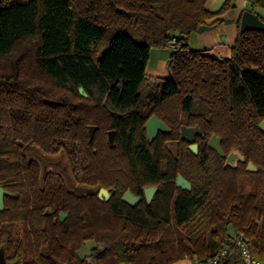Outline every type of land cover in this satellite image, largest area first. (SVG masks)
I'll return each mask as SVG.
<instances>
[{
  "label": "trees",
  "instance_id": "1",
  "mask_svg": "<svg viewBox=\"0 0 264 264\" xmlns=\"http://www.w3.org/2000/svg\"><path fill=\"white\" fill-rule=\"evenodd\" d=\"M206 1L0 0V187L14 193L0 209V247L14 264L204 260L237 230L264 260V31L239 32L238 17L229 57L190 48L229 7ZM169 44V76L148 83L150 48ZM151 115L169 130L149 141ZM182 125L198 126L204 145L215 135L224 152L238 147L244 161L224 168L227 153H171L164 140L180 141ZM126 190L141 201L123 202ZM227 264H241L235 249Z\"/></svg>",
  "mask_w": 264,
  "mask_h": 264
},
{
  "label": "water",
  "instance_id": "2",
  "mask_svg": "<svg viewBox=\"0 0 264 264\" xmlns=\"http://www.w3.org/2000/svg\"><path fill=\"white\" fill-rule=\"evenodd\" d=\"M225 22H231V19H225ZM216 26L214 25H208V24H202L198 27L197 32L201 33L203 31L211 30ZM245 30H257V31H264V21L254 12L250 10H243L239 15V32H243ZM78 91L81 96L87 97V94L84 92L82 87L78 88ZM259 126L264 129V119H262L259 122ZM146 135L149 141H151L158 132H168V127L164 125V123L155 117L154 115H151L147 121L144 124ZM96 127L94 125L88 126V134L89 137H91L95 131ZM113 131L108 133V140L111 141ZM196 134H200V129L197 126L194 127H187L182 125L180 128V138L181 139H188L189 142H192L194 139V136ZM208 145L214 149L219 155H224L221 146H220V139L216 137L215 135H211L208 141ZM189 149L195 153L196 152V144H191L189 146ZM244 157L240 153V150L238 148H233L229 153L225 155L223 167H235L238 162H243ZM247 170H254L255 166L248 162L246 166ZM175 184L177 187L184 189V190H190L191 184L185 180L181 175H177ZM157 190L156 186H145L143 187L144 197L147 203H150L155 192ZM11 194L9 191L5 190L4 188L0 187V209L3 208V199L5 195ZM110 193L105 188H100L97 196L99 199H108ZM140 197L133 195L130 190H126L122 196L121 200L125 203H127L130 206H134L138 203ZM66 217V214L63 212H59V220L62 222ZM0 264H8L5 260V254L3 247H0Z\"/></svg>",
  "mask_w": 264,
  "mask_h": 264
},
{
  "label": "crops",
  "instance_id": "3",
  "mask_svg": "<svg viewBox=\"0 0 264 264\" xmlns=\"http://www.w3.org/2000/svg\"><path fill=\"white\" fill-rule=\"evenodd\" d=\"M224 1L225 0H207L206 7L211 11H216L222 6ZM261 1L262 2L260 3L259 0H229L228 9L219 16V17H223L224 21L218 23L211 30H207V31L205 30L201 33L199 32L192 33L188 38V44L190 48L204 51L206 52V54L215 58L229 57L231 54V47L234 44L237 34V26L235 22L236 19L239 17L240 13L243 10H250L256 13L264 21V0ZM225 19H231V22H225ZM192 42L195 43L193 44ZM152 48H158L159 50H161L155 54L157 57L158 56L161 57L163 55L164 56L163 62L165 61L164 63H166V60L169 54L171 53V47L170 46L161 47V48L151 47L149 53V59L151 57ZM159 60H161V58H159ZM146 77L148 79V83H152L150 81L151 79L148 78L147 74ZM186 260L187 258H184L173 264H183Z\"/></svg>",
  "mask_w": 264,
  "mask_h": 264
},
{
  "label": "built area",
  "instance_id": "4",
  "mask_svg": "<svg viewBox=\"0 0 264 264\" xmlns=\"http://www.w3.org/2000/svg\"><path fill=\"white\" fill-rule=\"evenodd\" d=\"M169 46L172 48L174 45L169 44ZM230 240L232 246H223L219 248L213 256L204 260L187 258L183 264H227L229 257L234 252V249L240 256L241 264H264V260L257 258L254 253L250 251L243 231L237 230L231 232Z\"/></svg>",
  "mask_w": 264,
  "mask_h": 264
},
{
  "label": "rangeland",
  "instance_id": "5",
  "mask_svg": "<svg viewBox=\"0 0 264 264\" xmlns=\"http://www.w3.org/2000/svg\"><path fill=\"white\" fill-rule=\"evenodd\" d=\"M197 35V34H195ZM193 44L195 42H192ZM191 46H194V45H191ZM151 57L149 59V61L147 62V65H146V68H145V73L147 74L148 78H150L151 82L152 83H157L161 78L163 77H167L169 76V69L167 68L166 66V63L163 62V55L160 57V56H156L155 53L161 51L159 50L158 48H152L151 50ZM159 58H161V60H159ZM165 60V59H164ZM167 61V60H166ZM155 81V82H154ZM106 105H108V102H106ZM55 157V156H53ZM83 163L80 162V163H77L75 165H73L72 167L70 166L68 168V172H69V175L72 179H80L83 175ZM51 168H48L47 171H50ZM79 190H85V188H82V189H79ZM66 218V217H65ZM56 218L53 217V221H55ZM231 233V231H229ZM92 245V241L91 240H87L85 241L78 249H77V254L80 256V257H84L85 255H87L89 253V249Z\"/></svg>",
  "mask_w": 264,
  "mask_h": 264
},
{
  "label": "flooded vegetation",
  "instance_id": "6",
  "mask_svg": "<svg viewBox=\"0 0 264 264\" xmlns=\"http://www.w3.org/2000/svg\"><path fill=\"white\" fill-rule=\"evenodd\" d=\"M258 126H259V123H258ZM187 127H194V126H187ZM198 127V126H197ZM260 127V126H259ZM261 128V127H260ZM261 129H263V128H261ZM264 130V129H263ZM159 133H161V132H158L157 133V135L155 136V138L158 136V134ZM147 136V135H146ZM180 137V136H179ZM113 138H114V134L112 135V138H111V140H113ZM155 138H153V139H155ZM152 139V140H153ZM151 140V141H152ZM208 141H209V138H208V140H207V142L205 143V145L203 144V139L201 138V132H200V134H196L195 136H194V139H193V141L192 142H189L188 141V139H186V138H184V139H181L180 138V141L179 140H176V139H172V138H165V140H164V143H163V145L164 146H166L167 147V149H169L170 150V152L171 153H186V151L183 149V148H186L190 153H193L190 149H189V146L191 145V144H196V152L194 153V154H196V153H212V151H214V152H216L214 149H212L209 145H208ZM220 146H221V142H220ZM233 148H238V147H230L229 149H228V151L227 152H224L223 150V153H229L230 151H231V149H233ZM211 149V150H210ZM239 149V148H238ZM217 153V152H216ZM240 153H242L241 151H240ZM238 163H240V162H238ZM11 194H9V195H5V196H14V193L13 192H11V191H9ZM5 196H4V198H5ZM140 197V196H139ZM143 197H144V192H143ZM144 199H145V197H144ZM141 201V197H140V199H139V201H138V203ZM3 203H4V199H3ZM58 216H59V213H58ZM23 238H25V236L23 235ZM5 260H6V262L8 263V264H14V262L15 261H11L10 259H9V257H7V255L5 254Z\"/></svg>",
  "mask_w": 264,
  "mask_h": 264
}]
</instances>
